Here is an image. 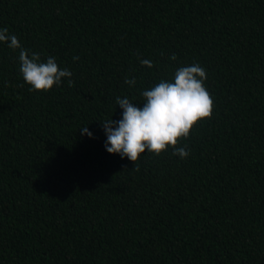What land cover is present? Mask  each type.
<instances>
[{"label":"trees","instance_id":"1","mask_svg":"<svg viewBox=\"0 0 264 264\" xmlns=\"http://www.w3.org/2000/svg\"><path fill=\"white\" fill-rule=\"evenodd\" d=\"M13 36L72 84L29 91ZM191 64L190 155L108 153L116 97ZM0 264H264V0H0Z\"/></svg>","mask_w":264,"mask_h":264},{"label":"clouds","instance_id":"2","mask_svg":"<svg viewBox=\"0 0 264 264\" xmlns=\"http://www.w3.org/2000/svg\"><path fill=\"white\" fill-rule=\"evenodd\" d=\"M11 47L19 48V71L29 87V91H48L59 87L72 72L60 68L56 58L49 56L42 61L39 54L29 53L12 37ZM78 57H74V60ZM175 59V56L172 57ZM142 65L151 68L152 62L141 59ZM206 71L199 64H191L176 69L171 80H161L158 84L142 91L143 102L134 104L127 96L116 97V106L121 109L120 119L101 122L106 136L104 147L110 154L136 161L142 153L159 155L171 146L173 155L186 159L190 150L186 146L176 147L178 138L188 137L190 129L202 118L210 117L212 99L204 86ZM125 84L135 86V77L125 78ZM81 135L94 137L87 126L80 129Z\"/></svg>","mask_w":264,"mask_h":264}]
</instances>
